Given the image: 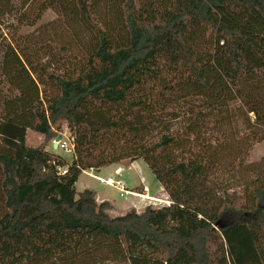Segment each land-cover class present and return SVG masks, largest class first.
I'll return each instance as SVG.
<instances>
[{
  "label": "trees",
  "instance_id": "obj_1",
  "mask_svg": "<svg viewBox=\"0 0 264 264\" xmlns=\"http://www.w3.org/2000/svg\"><path fill=\"white\" fill-rule=\"evenodd\" d=\"M49 10L78 44L72 69L18 35ZM60 122L70 164L27 145ZM261 141L264 0H0V264H264L260 164L244 193L217 188ZM137 160L170 206L111 216L77 190L84 171Z\"/></svg>",
  "mask_w": 264,
  "mask_h": 264
},
{
  "label": "rangeland",
  "instance_id": "obj_2",
  "mask_svg": "<svg viewBox=\"0 0 264 264\" xmlns=\"http://www.w3.org/2000/svg\"><path fill=\"white\" fill-rule=\"evenodd\" d=\"M60 20V16L57 12L53 10H49L46 12L42 20L34 27L29 28H23L19 30L18 35L19 36H26L31 34H36L37 39L35 40V43H37V48L40 51V53H36L35 58L40 59L41 62L50 63L52 66V69L56 68L62 71H66L69 69H72L74 65L76 64V57H80L79 55V47L78 44L75 43L72 38H70V34L64 33L63 29L60 28V25L58 21ZM53 26V24H55ZM52 24V26H51ZM44 28L40 32V29ZM70 45H68V43ZM174 110V107L169 110V112H172ZM177 116H184V108L176 109ZM157 116H174L172 113H164L159 114ZM60 125L59 130H55V133L58 132H66L69 131L67 124L65 122L58 123ZM235 129L236 132H241L244 129V124L242 121V118H237L235 123ZM242 133V132H241ZM57 136V135H56ZM56 137H53L52 139H47L42 134H39L31 129L27 132V145L30 147H46L47 151L57 157H60L64 161H66L68 164H70L73 161L74 154H71L67 151L62 150H55L52 147V142L54 141ZM244 159L241 161L244 165V167L240 169L231 170L225 164L226 170L221 175H219L217 184L220 187H217L219 190L221 188L229 191L230 193L234 194H242L245 191V186L248 183L247 176L244 178L245 175V164H260V169H262V172H264V141L256 143L252 150L250 151L249 155L246 157L243 156ZM126 164V163H125ZM115 164L109 165L105 167L101 174H99L101 177H107L111 176L115 179H121L123 180L128 187L132 185H139V187H142L145 185L148 188H151L152 191L155 189H159L160 183L157 181V179L154 177L152 172L150 171L149 167L143 160H137L134 162L130 168L125 169L123 173L121 174V177L117 176L115 173L116 166ZM122 168L126 167L124 163L116 164ZM237 165V164H236ZM121 172V170H119ZM243 177H242V176ZM264 175V174H263ZM1 173H0V180H1ZM141 178H143V182H141ZM77 190L84 191L86 188H98L100 193L102 194V198L109 199L111 204V209L108 212L111 216H120L124 215L126 212L131 210L132 208H136L137 211H142L145 207V204H150L155 207H162L163 204L159 203L160 200H167V194L165 191L160 192L155 197H151L148 195V191L144 192L142 190H138L139 193H145L148 197V199H142L145 197H134L136 198L134 202H132L129 197L130 195H120V192L116 188L107 187L105 184L101 183L99 180H95L91 177H88L87 175L82 174L79 177V180L76 184ZM145 190V187L144 189ZM148 190V189H147ZM132 191V190H129ZM102 198H98V202L101 203ZM158 199L159 201L156 202L153 199ZM101 202H100V201ZM138 200V201H136ZM4 213V204H3V196L0 190V217ZM98 264H125L118 261H107L103 263Z\"/></svg>",
  "mask_w": 264,
  "mask_h": 264
},
{
  "label": "built area",
  "instance_id": "obj_3",
  "mask_svg": "<svg viewBox=\"0 0 264 264\" xmlns=\"http://www.w3.org/2000/svg\"><path fill=\"white\" fill-rule=\"evenodd\" d=\"M61 135V139L58 141L57 143V148L56 150H62V151H67L70 152L71 154H74V150H75V146H74V138L71 136V134L69 133V131L66 132H58L57 135ZM54 141L52 142V147L54 148ZM55 149V148H54ZM93 170L90 171H84V173H86L87 175L91 176V177H95L97 180H99L101 183L112 187V188H116L119 192L120 195H130V196H134V197H145L144 199H148V197L144 194H139V193H135L132 191H129V189L127 188L126 184L124 183V181L120 180V179H115L113 177L111 178H107V179H102L99 177H96L95 175H93L92 173ZM60 173L62 175H65L67 173V167L64 168H60ZM117 176L121 175V172L118 170L116 172ZM144 191H147V188H145ZM143 199V198H142ZM154 201L158 202L159 200L153 199ZM159 203H162L163 206H170L171 202L169 200H160Z\"/></svg>",
  "mask_w": 264,
  "mask_h": 264
},
{
  "label": "crops",
  "instance_id": "obj_4",
  "mask_svg": "<svg viewBox=\"0 0 264 264\" xmlns=\"http://www.w3.org/2000/svg\"><path fill=\"white\" fill-rule=\"evenodd\" d=\"M136 162V161H135ZM133 164V163H132ZM131 164V165H132ZM130 165V166H131ZM113 166V165H112ZM114 166H116V169H115V173L118 171V170H121V174L123 173V171L125 170V169H127L128 170V168H130V166H128V167H124V168H122V167H120V166H118V165H114ZM104 168H102V169H100L99 171H92V173H93V175H95L96 177H99V178H102V179H107V178H111V176H107V177H101L99 174H101V171L103 170ZM82 174H84V175H87L86 173H82ZM81 174V175H82ZM88 177H91V176H89V175H87ZM119 177H121V175L119 176ZM91 178H93V179H95V180H97L95 177H91ZM121 180V179H120ZM123 181V180H122ZM144 180H143V178H141V182H143ZM125 183V182H124ZM126 184V183H125ZM107 186V185H106ZM126 186H127V188L129 189V190H132V192H135V193H139V192H137L138 190H142V191H144L143 189H144V187L145 188H147L148 190V195L149 196H151V197H155L156 195H158L160 192H163L164 191V189L162 188V186H161V184H160V186H159V189H155V190H153L152 191V189L151 188H148V187H146L145 185H143L142 187H139V185L137 186V185H132V186H130V188L128 187V185L126 184ZM107 187H109V186H107ZM86 189H89V190H94V191H96V194H97V200H98V198H102V194L100 193V191H99V189L96 187V188H86ZM85 189V190H86ZM144 192H146V191H144ZM139 194H145V193H139ZM129 199L132 201V202H134V200L136 199V198H133V196H130L129 197ZM100 201V200H99ZM102 202L103 201H110L109 199H104V198H102V200H101ZM100 201V202H101ZM136 201H138V200H136ZM148 205H150V204H148ZM145 206H147V204H145Z\"/></svg>",
  "mask_w": 264,
  "mask_h": 264
},
{
  "label": "water",
  "instance_id": "obj_5",
  "mask_svg": "<svg viewBox=\"0 0 264 264\" xmlns=\"http://www.w3.org/2000/svg\"><path fill=\"white\" fill-rule=\"evenodd\" d=\"M61 135L59 134V135H57V137L55 138V142H54V148H55V150H56V148H57V143H58V141L61 139Z\"/></svg>",
  "mask_w": 264,
  "mask_h": 264
},
{
  "label": "bare ground",
  "instance_id": "obj_6",
  "mask_svg": "<svg viewBox=\"0 0 264 264\" xmlns=\"http://www.w3.org/2000/svg\"><path fill=\"white\" fill-rule=\"evenodd\" d=\"M144 199V198H143Z\"/></svg>",
  "mask_w": 264,
  "mask_h": 264
}]
</instances>
